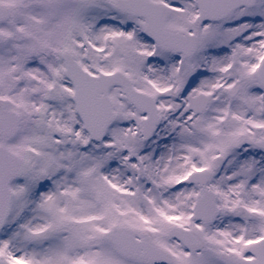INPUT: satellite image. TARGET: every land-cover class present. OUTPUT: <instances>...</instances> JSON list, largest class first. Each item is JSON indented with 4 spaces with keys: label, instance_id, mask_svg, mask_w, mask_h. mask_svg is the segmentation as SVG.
<instances>
[{
    "label": "snow or ice",
    "instance_id": "obj_1",
    "mask_svg": "<svg viewBox=\"0 0 264 264\" xmlns=\"http://www.w3.org/2000/svg\"><path fill=\"white\" fill-rule=\"evenodd\" d=\"M0 264H264V0H0Z\"/></svg>",
    "mask_w": 264,
    "mask_h": 264
}]
</instances>
